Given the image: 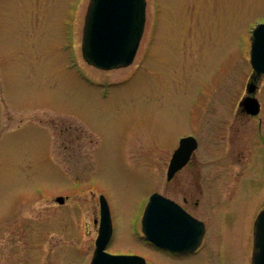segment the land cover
I'll return each mask as SVG.
<instances>
[{"label": "rangeland", "instance_id": "374dc122", "mask_svg": "<svg viewBox=\"0 0 264 264\" xmlns=\"http://www.w3.org/2000/svg\"><path fill=\"white\" fill-rule=\"evenodd\" d=\"M88 2L0 0V264H89L99 196L111 219L108 254L250 264L264 205V76L259 113L234 114L264 0H146L133 62L108 71L80 52ZM184 136L198 149L168 182ZM152 192L180 204L185 196L205 221L195 253L171 255L142 238Z\"/></svg>", "mask_w": 264, "mask_h": 264}, {"label": "water", "instance_id": "95a60500", "mask_svg": "<svg viewBox=\"0 0 264 264\" xmlns=\"http://www.w3.org/2000/svg\"><path fill=\"white\" fill-rule=\"evenodd\" d=\"M145 0H90L84 17L81 52L90 64L110 69L127 66L135 56L145 23ZM250 64L253 72L246 85L240 106L256 115L259 103L253 96L257 80L264 75V23L257 24L250 38ZM196 148L193 137L180 140L167 170V179L188 161ZM56 201L63 203V198ZM100 221L95 249L90 264H146L135 255H110L104 250L111 234V219L107 202L99 196ZM252 264H264V212L254 224ZM144 239L153 246L176 254L194 252L204 233L203 224L173 201L158 193L150 195L141 218Z\"/></svg>", "mask_w": 264, "mask_h": 264}, {"label": "flooded vegetation", "instance_id": "af4514ba", "mask_svg": "<svg viewBox=\"0 0 264 264\" xmlns=\"http://www.w3.org/2000/svg\"><path fill=\"white\" fill-rule=\"evenodd\" d=\"M250 76V75H249ZM249 76H248V78H249ZM248 80V79H247ZM241 99V98H240ZM239 102L240 101H237V103H236V112L237 113H235L234 114V117H235V119H237V121L239 122V117H241L242 119L244 118L245 120H249L250 118H254L255 116H252V115H250V114H248L247 112H246V110H245V108L244 107H241V106H239ZM260 103V102H259ZM260 109H261V103H260ZM259 109V110H260ZM215 121H216V123L214 122L213 124H215L216 125V127L214 128V127H212L211 128V132L212 133H215V132H218L219 131V129H220V123H219V120L218 119H215ZM213 129V130H212ZM229 130H230V127H229ZM199 143V141H197V149H198V144ZM176 149V145L173 147V149H172V152H171V154H170V157H169V159H168V163H167V166H168V164H169V161H170V158H171V156H172V153H173V151ZM196 149V150H197ZM195 150V151H196ZM194 151V152H195ZM194 152L191 154V156H190V158H189V160L187 161V163L182 167V168H180L177 172H175L174 173V175L172 176V178L168 181V182H173L175 179V176H176V174L180 171V170H182L183 168H186V167H188V166H190L191 165V161H192V159H193V155H194ZM166 169H167V167H166ZM198 175V178H199V174H197ZM199 191V194L201 193V190H198ZM198 194V195H199ZM171 199V198H170ZM171 200H173V199H171ZM174 202H176V203H178L189 215H191L192 217H194L195 219H197V220H199V221H201L202 223H203V225H204V231H206V227H205V221L203 220V219H201L200 217H198L197 215H194L192 212H190L187 208H186V204L188 203V199L184 196L183 198H182V202H183V204H180L179 202H177V201H175V200H173ZM199 204H200V202H199V198H196L194 201H193V205H194V207L195 208H197L198 206H199ZM263 205V204H262ZM261 211H264V205L262 206V208L260 207V210H259V212H261ZM258 212V213H259ZM257 216V215H256ZM96 222V225H97V221H94V223ZM254 223V222H253Z\"/></svg>", "mask_w": 264, "mask_h": 264}]
</instances>
